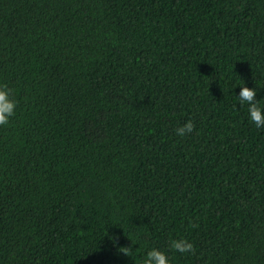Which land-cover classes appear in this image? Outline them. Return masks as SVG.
I'll list each match as a JSON object with an SVG mask.
<instances>
[{
    "label": "trees",
    "instance_id": "1",
    "mask_svg": "<svg viewBox=\"0 0 264 264\" xmlns=\"http://www.w3.org/2000/svg\"><path fill=\"white\" fill-rule=\"evenodd\" d=\"M244 82L264 104V0H0L18 101L0 125V264H142L154 247L264 264Z\"/></svg>",
    "mask_w": 264,
    "mask_h": 264
},
{
    "label": "clouds",
    "instance_id": "2",
    "mask_svg": "<svg viewBox=\"0 0 264 264\" xmlns=\"http://www.w3.org/2000/svg\"><path fill=\"white\" fill-rule=\"evenodd\" d=\"M240 91L236 95V99L240 105L247 104L248 117L251 122H254L257 128H264V104L257 99L256 87H249L246 83L239 84ZM18 101L12 94V90L3 83H0V125H5L9 122L10 118L15 114ZM195 128V123L189 119L181 126L176 128V133L179 136H184L191 133ZM171 247L180 253H187L194 251L193 242L187 238L173 239ZM142 264H173L172 260L166 251L159 248H152L144 255Z\"/></svg>",
    "mask_w": 264,
    "mask_h": 264
}]
</instances>
